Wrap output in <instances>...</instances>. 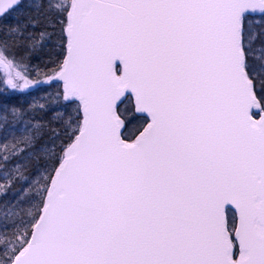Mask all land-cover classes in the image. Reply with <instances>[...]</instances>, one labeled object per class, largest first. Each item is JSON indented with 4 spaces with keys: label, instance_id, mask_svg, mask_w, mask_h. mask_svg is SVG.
I'll use <instances>...</instances> for the list:
<instances>
[{
    "label": "snow or ice",
    "instance_id": "6c2138e0",
    "mask_svg": "<svg viewBox=\"0 0 264 264\" xmlns=\"http://www.w3.org/2000/svg\"><path fill=\"white\" fill-rule=\"evenodd\" d=\"M0 264H264V0H0Z\"/></svg>",
    "mask_w": 264,
    "mask_h": 264
}]
</instances>
